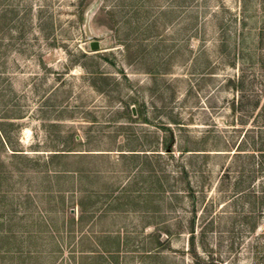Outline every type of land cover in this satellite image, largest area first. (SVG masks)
<instances>
[{
	"label": "rangeland",
	"instance_id": "rangeland-1",
	"mask_svg": "<svg viewBox=\"0 0 264 264\" xmlns=\"http://www.w3.org/2000/svg\"><path fill=\"white\" fill-rule=\"evenodd\" d=\"M0 264H264V0H0Z\"/></svg>",
	"mask_w": 264,
	"mask_h": 264
},
{
	"label": "water",
	"instance_id": "water-1",
	"mask_svg": "<svg viewBox=\"0 0 264 264\" xmlns=\"http://www.w3.org/2000/svg\"><path fill=\"white\" fill-rule=\"evenodd\" d=\"M91 44H92V46H93L94 48H96V47H98L99 42H98V40H93Z\"/></svg>",
	"mask_w": 264,
	"mask_h": 264
}]
</instances>
